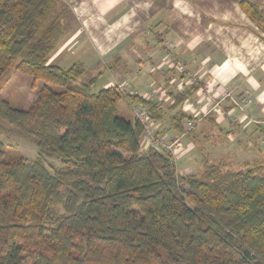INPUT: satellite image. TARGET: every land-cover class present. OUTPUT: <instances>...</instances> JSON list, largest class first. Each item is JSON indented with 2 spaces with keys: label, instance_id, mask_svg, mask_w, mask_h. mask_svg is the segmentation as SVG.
<instances>
[{
  "label": "trees",
  "instance_id": "obj_1",
  "mask_svg": "<svg viewBox=\"0 0 264 264\" xmlns=\"http://www.w3.org/2000/svg\"><path fill=\"white\" fill-rule=\"evenodd\" d=\"M240 5L264 33V7ZM69 13L65 0H0V78L25 50L14 69L43 83L24 110L0 95V120L60 163L9 159L0 141V264H264L258 162L233 171L204 158L199 178L178 174L168 153L140 151L143 125L118 105L141 102L154 122L156 103L115 85L93 92L96 77L78 82L81 62H49Z\"/></svg>",
  "mask_w": 264,
  "mask_h": 264
},
{
  "label": "crops",
  "instance_id": "obj_2",
  "mask_svg": "<svg viewBox=\"0 0 264 264\" xmlns=\"http://www.w3.org/2000/svg\"><path fill=\"white\" fill-rule=\"evenodd\" d=\"M240 1L65 0L70 13L64 25L81 37L65 35L49 61L62 67L81 62L85 70L96 68V78L100 68H107L111 76L104 87L127 81V94L160 107L159 120L151 125L159 137H181V153L192 154L197 149L193 142L200 135L212 136L213 125L220 134L228 128L227 139L235 141L240 136L234 133L248 131L247 119L255 124L262 119L250 116L249 107L264 116V33ZM249 1L264 7V0ZM175 62L183 63V73ZM183 89L193 91L174 105V96ZM151 90L157 96L144 97ZM225 91L239 103L249 102L241 110L222 98ZM123 108L131 114L127 100ZM175 116L182 118L181 133L173 124ZM242 143L237 140L238 146ZM215 147L222 145L215 142Z\"/></svg>",
  "mask_w": 264,
  "mask_h": 264
},
{
  "label": "rangeland",
  "instance_id": "obj_3",
  "mask_svg": "<svg viewBox=\"0 0 264 264\" xmlns=\"http://www.w3.org/2000/svg\"><path fill=\"white\" fill-rule=\"evenodd\" d=\"M65 32L66 39H68V36H77L78 38L81 37V34L76 31L71 33V31L67 30V28ZM24 54L25 50L16 57L0 78V95L7 100L11 106L23 110L28 108L35 97L36 91L43 84L41 81L33 83L31 77L17 72L14 69L17 62L24 57ZM49 62H52V60ZM53 62L58 63L57 61ZM67 66L69 65L67 64ZM95 71L96 68H87L84 74L78 79V82H86L93 76L96 77V73H94ZM99 71H101L102 74L96 78V83L92 88L93 92L103 88L105 86V82L111 76L108 73L107 68H100ZM124 101L125 100L120 101L117 109V115L131 120L133 118V114L123 112V107H125L126 102ZM238 101L240 102L239 99ZM232 108L237 109L235 106ZM233 109L231 111H233ZM252 109V107H249L246 112H248L253 118H259V116H261L262 119L259 121V124L252 123L251 119H247L248 131L246 133L240 131L238 134L234 133V137L237 135L240 136L235 137V141L227 139L226 131L228 128H226L223 134H220L217 131L216 126L213 125L211 126L212 129L210 131L212 136L206 138V135H200L197 144L192 141L194 147H197L192 154L186 155L185 152L181 153V149L178 150L175 165L177 173L193 174L202 178L204 174L203 159L204 157L206 158V156L210 163H217L219 161L226 163V170L238 171L247 169L248 167L243 165L244 162L249 164L258 162V164L255 165L260 166V170L264 172V116L255 113ZM242 134H247V136L243 139L244 136H242ZM237 140L243 142L241 146L237 145ZM0 141L5 145L7 152L6 155L9 156V159H13L14 156L20 154L28 160L41 157L50 169L51 167L55 168L60 166L58 159L51 156H45L39 151L33 138L21 134L18 130L12 128L1 120ZM182 142L184 143V141ZM215 142L221 143L222 147L214 148Z\"/></svg>",
  "mask_w": 264,
  "mask_h": 264
},
{
  "label": "built area",
  "instance_id": "obj_4",
  "mask_svg": "<svg viewBox=\"0 0 264 264\" xmlns=\"http://www.w3.org/2000/svg\"><path fill=\"white\" fill-rule=\"evenodd\" d=\"M174 67L176 68L178 73H183L185 70V67L182 62H175ZM128 82L123 81L115 86L121 91L125 92L128 88ZM154 94L157 96L156 90L146 91L144 97L150 98L151 94ZM222 98H229L231 99L232 103L235 106H238L241 110H243V107L249 102L247 99H242L241 103H239L236 99H234L230 93L225 91L222 95ZM130 110L133 114V117L138 120L144 128L142 140L140 142V151H145L149 147H154L155 149L159 151H163L165 153H168L174 163L176 165V154L177 151L182 148V140L181 137H175L170 139H165L162 137H159L153 126L151 125V121L148 115V109L146 106L141 102H135L130 103ZM193 127L192 123H188L187 128L191 129Z\"/></svg>",
  "mask_w": 264,
  "mask_h": 264
}]
</instances>
